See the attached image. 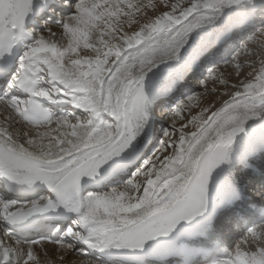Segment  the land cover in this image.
I'll use <instances>...</instances> for the list:
<instances>
[{
	"label": "snow or ice",
	"instance_id": "snow-or-ice-1",
	"mask_svg": "<svg viewBox=\"0 0 264 264\" xmlns=\"http://www.w3.org/2000/svg\"><path fill=\"white\" fill-rule=\"evenodd\" d=\"M63 6L0 0V264H264V0Z\"/></svg>",
	"mask_w": 264,
	"mask_h": 264
},
{
	"label": "bare ground",
	"instance_id": "bare-ground-1",
	"mask_svg": "<svg viewBox=\"0 0 264 264\" xmlns=\"http://www.w3.org/2000/svg\"><path fill=\"white\" fill-rule=\"evenodd\" d=\"M59 2H61V4L63 5V0H61V1H59ZM67 15H69V13L67 14ZM66 15V16H67ZM65 16V17H66ZM41 25H43V28H42V30H37L36 32H42L43 31V29H44V25H45V23L44 22H41L40 23ZM54 30H57V29H54ZM58 34H59V30H58ZM229 66H225V67H223L222 69H221V71L225 74V75H227L228 76V78H229V74L231 73V70H228L227 72H226V70L225 69H227ZM192 82H194V81H192ZM192 82H190V83H192ZM211 82V81H210ZM189 83V84H190ZM195 84V83H194ZM194 84H192L193 85V87H192V92H191V94L192 95H194V96H196V103L198 104V103H201L202 101H206L207 99H209V100H207L206 101V105H205V107H207V106H210L211 104H216V105H219V103H220V101L224 98V97H222L220 94H218V95H213V97H209L210 96V94L209 95H206V94H200V93H195L196 92V90L198 89L197 87H196V85H194ZM201 87V86H200ZM202 89H204V90H206L205 89V87H201ZM213 88H216L217 89V91L218 92H222L224 89H222V88H219V87H217V86H215V85H212V84H209L208 83V85H207V90H208V92L210 91V93L211 92H213L212 91V89ZM206 90V91H207ZM209 101V102H208ZM0 111H2V109H0ZM192 112H193V114H196V113H198L199 112V107H197V108H194L193 110H192ZM164 123L163 124H161V123H159L160 124V126H162V127H166L167 126V121H166V119L164 118ZM168 122H170V121H168ZM179 126V125H178ZM255 189H257V188H255ZM2 233H3V227H2V225L0 224V235H2ZM100 264H104V263H101L100 262Z\"/></svg>",
	"mask_w": 264,
	"mask_h": 264
},
{
	"label": "rangeland",
	"instance_id": "rangeland-1",
	"mask_svg": "<svg viewBox=\"0 0 264 264\" xmlns=\"http://www.w3.org/2000/svg\"><path fill=\"white\" fill-rule=\"evenodd\" d=\"M173 2H175V0H173ZM57 31H58V29H57ZM257 59H258V58H257ZM241 60H242V62H243V56L241 57ZM225 70H226V72H227L228 70H231V66H229V67H228L227 69H225ZM224 75H225V74H224ZM225 78L228 79V76L225 75ZM241 79H243V77H241ZM231 82H234V80H230V83H231ZM192 83H193V82H192ZM194 83H195V82H194ZM194 83H193V84H194ZM208 83H209V84H212V85H215V86H217V87L223 89L222 86H219V85L213 84L212 81H211V82L209 81ZM194 85H196V87L198 88V89L196 90L195 93H200V94H203V93H204V94H206V95H209V94H210V96H209L210 98L213 97V95L215 96V95H218L219 93H221V92H218V91H216V92H211V93H210V91L208 92L209 89L206 91V90H204V89L201 88L203 85L198 84V83H197V84L195 83ZM199 85H201V87H199ZM203 87H204V86H203ZM207 100H209V99H207ZM207 100H206V101H207ZM206 101H202L201 103H198V105H199V110H200V108L205 107V105L207 104ZM208 102H209V101H208Z\"/></svg>",
	"mask_w": 264,
	"mask_h": 264
}]
</instances>
